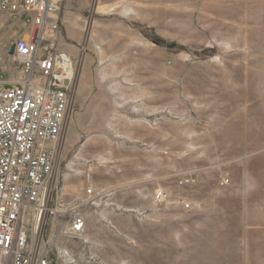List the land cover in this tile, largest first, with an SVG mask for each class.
<instances>
[{"label": "rangeland", "instance_id": "374dc122", "mask_svg": "<svg viewBox=\"0 0 264 264\" xmlns=\"http://www.w3.org/2000/svg\"><path fill=\"white\" fill-rule=\"evenodd\" d=\"M76 63L60 182L81 264H264V0H65ZM28 14L0 11V80ZM187 173L196 181L180 185ZM166 188L192 202L156 206Z\"/></svg>", "mask_w": 264, "mask_h": 264}, {"label": "built area", "instance_id": "2783aa9c", "mask_svg": "<svg viewBox=\"0 0 264 264\" xmlns=\"http://www.w3.org/2000/svg\"><path fill=\"white\" fill-rule=\"evenodd\" d=\"M64 1L0 0L1 12L32 18L31 30L15 41L18 78L0 80V264H81L66 242L86 241L84 208L96 191L89 186L70 197L59 177L77 77L73 55L61 46ZM195 181L187 173L179 184ZM152 202L193 207L162 187Z\"/></svg>", "mask_w": 264, "mask_h": 264}, {"label": "water", "instance_id": "95a60500", "mask_svg": "<svg viewBox=\"0 0 264 264\" xmlns=\"http://www.w3.org/2000/svg\"><path fill=\"white\" fill-rule=\"evenodd\" d=\"M15 47H16V43L14 42L9 48L10 54H15Z\"/></svg>", "mask_w": 264, "mask_h": 264}, {"label": "crops", "instance_id": "0c3cea01", "mask_svg": "<svg viewBox=\"0 0 264 264\" xmlns=\"http://www.w3.org/2000/svg\"><path fill=\"white\" fill-rule=\"evenodd\" d=\"M76 195V194H75Z\"/></svg>", "mask_w": 264, "mask_h": 264}]
</instances>
